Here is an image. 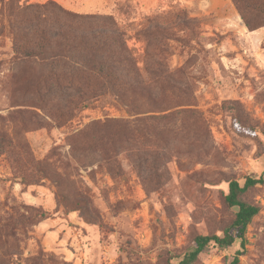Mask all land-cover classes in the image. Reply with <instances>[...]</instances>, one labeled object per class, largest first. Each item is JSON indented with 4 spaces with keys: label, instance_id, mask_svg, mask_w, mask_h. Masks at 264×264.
Returning <instances> with one entry per match:
<instances>
[{
    "label": "rangeland",
    "instance_id": "374dc122",
    "mask_svg": "<svg viewBox=\"0 0 264 264\" xmlns=\"http://www.w3.org/2000/svg\"><path fill=\"white\" fill-rule=\"evenodd\" d=\"M47 1L0 0V264H179L232 221L229 181L264 178V26L233 0L54 1L111 16L143 76L154 57L175 74L159 113L134 115L110 94L73 107L26 84L41 70L10 63L7 14ZM236 1L264 23V0ZM242 199L259 208L244 247L210 243L193 264H264V182Z\"/></svg>",
    "mask_w": 264,
    "mask_h": 264
},
{
    "label": "trees",
    "instance_id": "16d2710c",
    "mask_svg": "<svg viewBox=\"0 0 264 264\" xmlns=\"http://www.w3.org/2000/svg\"><path fill=\"white\" fill-rule=\"evenodd\" d=\"M233 2L246 27L255 30L264 26V23L250 24L238 2ZM252 11L256 15H264V8H252ZM7 18L12 35L10 63L16 67L26 62L38 66L40 76L26 84L32 88L57 89L69 106L84 105L110 94L128 112L151 116L156 111L159 113L156 95L176 91L175 74L169 72L157 57L144 70L143 76L134 55L125 44L123 29L111 16L73 13L49 0L43 4L11 8ZM154 32L157 39L171 40L166 29L159 24L154 25ZM180 100L184 102L181 105L186 106L191 97H181ZM55 112L65 119L72 116L66 108H57ZM18 115L23 119L34 118L29 111H20ZM31 161L35 164V160ZM263 182L262 176L258 179L247 177L243 184L230 180L224 204L233 210L232 221L220 235L196 237L179 264H193L210 243L225 249L238 241L243 248L247 227L259 208L243 200L242 195ZM238 263L235 256L229 264Z\"/></svg>",
    "mask_w": 264,
    "mask_h": 264
},
{
    "label": "crops",
    "instance_id": "0c3cea01",
    "mask_svg": "<svg viewBox=\"0 0 264 264\" xmlns=\"http://www.w3.org/2000/svg\"><path fill=\"white\" fill-rule=\"evenodd\" d=\"M29 1H35V2H45V1H47V0H29ZM53 1H55V2H59V3H62V4H64L65 5V2L67 1V0H53ZM75 0H73V5H75ZM76 6V5H75ZM78 8L77 7H74V9L77 11V12H79V13H90L91 11V8L93 7V8H97V6H98V4L97 3H92V2H87V1H85L84 0V2L83 3H80V2H78ZM260 32H263L264 33V30L262 31V30H260V31H258L257 32V34L258 33H260Z\"/></svg>",
    "mask_w": 264,
    "mask_h": 264
}]
</instances>
